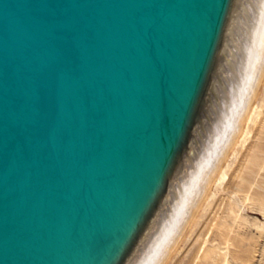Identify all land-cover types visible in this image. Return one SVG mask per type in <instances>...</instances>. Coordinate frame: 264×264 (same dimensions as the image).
<instances>
[{"label":"water","instance_id":"obj_1","mask_svg":"<svg viewBox=\"0 0 264 264\" xmlns=\"http://www.w3.org/2000/svg\"><path fill=\"white\" fill-rule=\"evenodd\" d=\"M264 97V0H0V264H196Z\"/></svg>","mask_w":264,"mask_h":264},{"label":"rangeland","instance_id":"obj_2","mask_svg":"<svg viewBox=\"0 0 264 264\" xmlns=\"http://www.w3.org/2000/svg\"><path fill=\"white\" fill-rule=\"evenodd\" d=\"M263 118L264 107L260 119ZM261 135L257 124L240 154L196 264H264V213L258 212L257 205L246 200L245 194L237 190L240 174L247 171L251 150ZM255 188L258 194L264 193V179L261 176L257 178ZM232 202L237 203L235 210L238 214L232 213ZM207 253L211 256L205 257Z\"/></svg>","mask_w":264,"mask_h":264},{"label":"bare ground","instance_id":"obj_3","mask_svg":"<svg viewBox=\"0 0 264 264\" xmlns=\"http://www.w3.org/2000/svg\"><path fill=\"white\" fill-rule=\"evenodd\" d=\"M264 107V97L262 99V102L260 104V107L258 109V112L256 114V117L254 119V122L252 124V127L250 129V132L248 134V137L246 139V142L244 144V147L242 151L246 148L248 141L250 139V134L253 131L254 127L259 124L260 126V134H262L258 140L256 141V144L254 145L253 149L251 150L250 158L247 163V171H243L240 174V185L238 187V192L245 194V199L249 201H253L254 204L257 206L258 212L261 211L264 213V193L258 194L257 189L255 188L256 180L259 176H261L262 179H264V174L262 173L264 171V118L263 120L260 119L262 115V108ZM252 137V136H251ZM259 182V181H258ZM256 189V190H254ZM230 204V202H229ZM236 202L231 203V211L233 214L236 213L235 207ZM238 216V215H237ZM236 216V217H237ZM240 217V216H239ZM223 235L225 233H222ZM210 257L211 254L207 253L205 257ZM226 256V255H225ZM228 260L227 256L225 257V261ZM228 263V262H227ZM229 264V263H228Z\"/></svg>","mask_w":264,"mask_h":264}]
</instances>
